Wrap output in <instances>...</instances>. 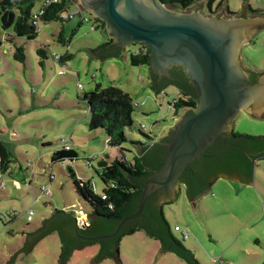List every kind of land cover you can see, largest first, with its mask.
Instances as JSON below:
<instances>
[{
	"label": "rangeland",
	"instance_id": "obj_1",
	"mask_svg": "<svg viewBox=\"0 0 264 264\" xmlns=\"http://www.w3.org/2000/svg\"><path fill=\"white\" fill-rule=\"evenodd\" d=\"M219 2L222 5L217 9ZM166 7L186 13L195 10L203 16L213 12V18L240 17L244 12L246 17H256L252 11L264 12V0H214L210 8L208 0H202L185 11ZM75 10L70 5L69 11ZM90 26L91 22L79 24L76 18L64 23L40 22L34 40L16 38L13 43L3 41L0 47V142L10 161L9 174L0 177V264H6L24 246L26 236L42 228L55 211L90 212L76 194L69 170L101 194L104 185L97 174L98 160L137 157L141 145L147 147L168 135L178 115L185 113L181 110L175 115L169 109L179 95L174 86L155 92L149 68L131 66L129 54L135 46L128 47L119 59L92 58L90 49L103 45L107 38ZM59 32L64 44L57 41ZM4 35L0 29V39ZM16 48H22L23 62L14 59ZM37 50L45 53L44 58ZM67 53L72 59L63 64L53 59ZM239 58L246 70L264 72V28L242 45ZM97 84L119 88L137 106L133 125L124 130L126 142L121 150L107 146L102 130H88V109L82 96ZM232 132L264 138V116L254 118L241 111ZM63 143L70 145L77 159L52 163V152ZM87 159L92 167L87 166ZM177 191L176 201L161 207L162 215L174 238L198 264H214L215 259H221L215 264H264V157L254 161L252 181L247 185L219 178L194 202L186 198L184 185L179 184ZM11 214L15 219L10 222ZM174 226L188 238L183 240ZM118 246V264H152L160 249L159 242L143 231L123 236ZM60 247L58 232H51L36 241L29 254H18L13 264H56ZM98 251V244L74 250L66 264H88ZM98 264L114 263L104 258ZM154 264L187 263L164 253Z\"/></svg>",
	"mask_w": 264,
	"mask_h": 264
},
{
	"label": "trees",
	"instance_id": "obj_2",
	"mask_svg": "<svg viewBox=\"0 0 264 264\" xmlns=\"http://www.w3.org/2000/svg\"><path fill=\"white\" fill-rule=\"evenodd\" d=\"M38 1L0 0V29L5 33L4 39H0V47L3 41L13 43L16 38H23L28 41L36 38L37 26L31 23V15ZM71 1L61 0L57 4L51 5L40 16L39 23L53 21L64 23L59 20V14L72 4ZM201 1L162 0V3L185 11ZM213 1L208 0L209 8ZM221 5L222 3L219 2L217 9ZM252 14L264 16V12L252 11ZM93 21L97 25L96 29L105 34L104 24L98 19H93ZM79 23L82 24L80 21ZM57 41L64 44L61 32L57 35ZM134 46V52L132 50L129 54L131 66L148 67V49L142 44ZM136 50L138 52H135ZM124 51L114 48L110 40L99 47L90 49L92 55L99 60L118 58L122 56ZM37 54L42 58L45 56V53L40 50H37ZM14 59L23 62L22 48L15 49ZM71 59L72 55L67 53L60 57L58 62L63 64ZM150 75L153 91L157 92L167 85L174 86L178 90V98L172 103L175 115L181 110H185V114H187L195 107L197 103L196 91L189 83L182 68L178 67L169 71L170 79L166 77L159 79L151 72ZM258 76V74H252L250 82H256ZM82 101L87 104L88 130H102L107 139V146L121 150L120 146L126 142L124 130L133 125L132 115L136 105L133 104L130 96L119 88L113 86L103 88L97 84L93 91L83 94ZM168 142V137L160 139L153 143L147 152L141 156L142 149L139 152L140 156L137 155L131 161L123 156L120 159H113L111 162H107L105 159L98 160L97 174L104 185L101 194H96L88 182L77 180L69 170L75 192L89 205L90 212L86 213L87 224L84 229L77 227L76 218L72 211H55L50 219L43 222L42 228L34 233L37 241L46 236L48 234L45 231L47 223L56 219V226L54 227L61 242L60 255L56 264H66L74 250L88 244H98L99 251L96 255V261L108 257L119 261L118 244L120 239L136 231H143L145 235L158 241L162 252L172 253L187 264H198L192 253L185 249L181 242L172 235L163 218L161 206L156 204L155 195L147 199L140 217L127 221L115 237L94 239L113 233L124 217L136 211L144 180L162 166ZM141 147L144 148V145ZM8 157L7 149L0 142L1 176L8 171L10 163ZM263 157L264 138L236 134L231 131L226 138L217 140L199 160L194 161L185 169L179 179V184L184 185L188 199L194 202L210 189L218 177L236 179L246 184L251 183L254 161ZM75 159H77V153L73 149L60 148L52 152L50 161L55 163ZM86 162H91V159H87ZM101 195L105 196L104 200ZM8 218L11 222L15 219V214L9 215Z\"/></svg>",
	"mask_w": 264,
	"mask_h": 264
},
{
	"label": "water",
	"instance_id": "obj_3",
	"mask_svg": "<svg viewBox=\"0 0 264 264\" xmlns=\"http://www.w3.org/2000/svg\"><path fill=\"white\" fill-rule=\"evenodd\" d=\"M73 1L80 11L104 24L105 35L114 48L124 51L142 44L148 49V68L154 76L167 78L168 69L180 67L197 95L195 107L179 116L168 130L169 142L162 166L144 180L136 211L124 217L113 233L94 239L113 238L127 221L140 217L150 196L159 194L158 199L155 197L157 205L174 203L185 169L199 160L217 140L228 136L241 111H247L254 118L264 116V72L251 83L250 73L240 65L239 58L242 45L250 41L255 27L264 26V20L247 18L245 12L242 17L213 18L195 10L172 11L162 0ZM92 58L96 57L92 55ZM107 59L113 58L104 60ZM218 178L247 185L236 179ZM55 221L47 223L45 231L48 234L56 231ZM81 222L77 227L84 229L86 222ZM36 239L35 234L27 235L24 246L6 264H13L18 254H29ZM164 253L168 252H162L160 247L152 264ZM110 259L118 264L116 259ZM100 261H96L95 256L88 264Z\"/></svg>",
	"mask_w": 264,
	"mask_h": 264
},
{
	"label": "built area",
	"instance_id": "obj_4",
	"mask_svg": "<svg viewBox=\"0 0 264 264\" xmlns=\"http://www.w3.org/2000/svg\"><path fill=\"white\" fill-rule=\"evenodd\" d=\"M61 0H39V4H38V7L35 11L32 12V15H31V23L35 26L38 25L39 23V18L40 16H42L44 14V11L46 9H48L51 5H54V4H57L59 3ZM70 1V0H69ZM71 5H73L76 10L74 13H71L69 11V7L68 6L66 9H64L60 14H59V20L60 21H63V22H66V21H69V20H72L73 18H77L81 23L83 22H91V26H90V29L91 30H94L96 29L97 25L96 23L93 21L94 18H92L91 16L89 15H84L83 11H80L78 9V7L75 5V3L73 1H71ZM134 52V50H133ZM135 52H138L137 50ZM53 59L56 60V61H59L60 59V56H53ZM169 109L173 110L172 109V104L169 105ZM65 150H69L71 149L70 145L66 144V143H63V146L61 147ZM89 162H87V165H88ZM0 177H1V174H0ZM17 184V183H16ZM101 198L104 200L105 199V196L104 195H101ZM11 215H14V214H11ZM31 217H32V212H28L27 213V216H26V220L29 222L31 221ZM173 231L174 232H177V233H180L181 237L183 240H186L188 238V235L187 233L184 231V230H181L179 227L177 226H174L173 228ZM218 261L221 262V259H215L213 261V263H217Z\"/></svg>",
	"mask_w": 264,
	"mask_h": 264
},
{
	"label": "crops",
	"instance_id": "obj_5",
	"mask_svg": "<svg viewBox=\"0 0 264 264\" xmlns=\"http://www.w3.org/2000/svg\"><path fill=\"white\" fill-rule=\"evenodd\" d=\"M73 1V0H72ZM74 2V1H73ZM75 3V2H74ZM87 13V12H86ZM88 14V13H87ZM90 16V15H89ZM92 17V16H91ZM242 17V16H241ZM248 18H252V19H254V18H261V19H263L264 20V16H256V17H250V16H247ZM80 24V23H79ZM261 28H264V26H258V27H255L254 28V30L251 32V35H250V39L253 37V35L257 32V30L258 29H261ZM105 32V31H104ZM106 36V35H105ZM107 38V37H106ZM249 39V40H250ZM108 40V39H107ZM243 66V65H242ZM244 68V67H243ZM244 70L246 71V72H248V73H251V74H258V75H260L261 73H254V72H250V71H248V70H246L245 68H244ZM247 112V111H246ZM247 114H249L248 112H247ZM250 115V114H249ZM173 127V126H172ZM232 131V126H231V128H230V130H229V133ZM164 137H167V135H165ZM163 138V137H162ZM160 140V139H159ZM159 140H157V141H152V144L153 143H155V142H158ZM152 144L151 145H148L147 147H144L143 148V152L141 153V156L144 154V153H146L147 152V150L152 146ZM72 149V148H71ZM140 154V153H139ZM140 156V155H139ZM134 157H136V156H134ZM133 157V158H134ZM132 158V159H133ZM115 159H118V158H115ZM131 159V160H132ZM131 160H129V161H131ZM90 163V162H89ZM87 166H89V167H92V164L91 165H87ZM5 173H7V174H9V172L7 171V172H5ZM217 179H219V178H217ZM216 179V180H217ZM216 180H214V182L216 181ZM213 182V183H214ZM178 188H179V185H178ZM178 188H177V190H178ZM167 203H170V202H167ZM167 203H162L163 205L164 204H167ZM66 212H70V211H68V210H66ZM73 213H74V216H75V218H76V222L77 223H79L80 222V219L82 218L85 222H86V224H87V216L84 214V213H82V210H78V211H72ZM82 216V217H81ZM79 221V222H78ZM80 223H82V222H80Z\"/></svg>",
	"mask_w": 264,
	"mask_h": 264
},
{
	"label": "flooded vegetation",
	"instance_id": "obj_6",
	"mask_svg": "<svg viewBox=\"0 0 264 264\" xmlns=\"http://www.w3.org/2000/svg\"><path fill=\"white\" fill-rule=\"evenodd\" d=\"M210 14L211 15H204V16H207V17H214V15L212 16V14H213V12H210ZM240 65H242L241 63H240ZM174 68H178V67H171L170 69H168L167 70V72H168V77L167 78H169L170 79V75H169V71H171L172 69H174ZM251 73H250V75H248V79H249V81H251ZM187 77V76H186ZM159 79H161V78H165V77H158ZM159 81V80H158ZM179 116V115H178ZM165 195H167V193L166 192H163ZM164 194H162V195H164ZM159 194H156L155 195V197L158 199V197H160V196H158ZM163 205V204H162ZM162 205H160V204H158V206H161L162 207Z\"/></svg>",
	"mask_w": 264,
	"mask_h": 264
},
{
	"label": "bare ground",
	"instance_id": "obj_7",
	"mask_svg": "<svg viewBox=\"0 0 264 264\" xmlns=\"http://www.w3.org/2000/svg\"><path fill=\"white\" fill-rule=\"evenodd\" d=\"M81 221H83V219H82V218L80 219V222H81Z\"/></svg>",
	"mask_w": 264,
	"mask_h": 264
},
{
	"label": "clouds",
	"instance_id": "obj_8",
	"mask_svg": "<svg viewBox=\"0 0 264 264\" xmlns=\"http://www.w3.org/2000/svg\"><path fill=\"white\" fill-rule=\"evenodd\" d=\"M172 111H173V110H172ZM184 114H185V113H184ZM179 116H181V115H179ZM179 116H178V117H179Z\"/></svg>",
	"mask_w": 264,
	"mask_h": 264
}]
</instances>
